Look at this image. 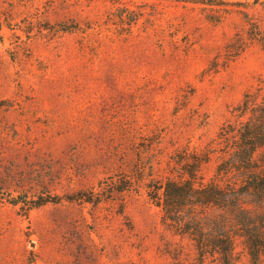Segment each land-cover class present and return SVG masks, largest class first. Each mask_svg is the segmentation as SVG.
I'll use <instances>...</instances> for the list:
<instances>
[{
    "label": "rangeland",
    "instance_id": "374dc122",
    "mask_svg": "<svg viewBox=\"0 0 264 264\" xmlns=\"http://www.w3.org/2000/svg\"><path fill=\"white\" fill-rule=\"evenodd\" d=\"M0 25V264L193 263L146 185L192 152L234 181L217 134L264 76V0H0Z\"/></svg>",
    "mask_w": 264,
    "mask_h": 264
},
{
    "label": "trees",
    "instance_id": "16d2710c",
    "mask_svg": "<svg viewBox=\"0 0 264 264\" xmlns=\"http://www.w3.org/2000/svg\"><path fill=\"white\" fill-rule=\"evenodd\" d=\"M179 1L224 3V0ZM259 40L264 47V38ZM233 110L240 120L227 121L219 129L220 153L215 173L231 175L234 181L224 185L204 182L199 170L210 154L192 152L179 154L174 160L177 176L146 185V195L159 208L164 228L188 240L192 246L194 262L191 264H235L237 238L245 248L248 264H264V161L258 163L255 155L264 147V76L257 78L253 90L245 92ZM117 190H128V186H119ZM84 194L67 200L99 201ZM5 198L13 206H25V211L62 200L57 195H41L26 201L21 195L8 193ZM177 250L175 256H181L182 249Z\"/></svg>",
    "mask_w": 264,
    "mask_h": 264
}]
</instances>
